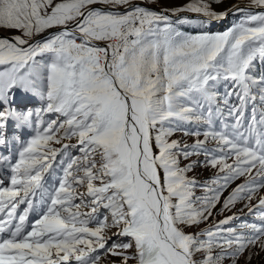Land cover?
Segmentation results:
<instances>
[{
  "label": "snow or ice",
  "instance_id": "snow-or-ice-1",
  "mask_svg": "<svg viewBox=\"0 0 264 264\" xmlns=\"http://www.w3.org/2000/svg\"><path fill=\"white\" fill-rule=\"evenodd\" d=\"M223 2L0 0L12 33L0 35V264H251L264 253V0L213 9ZM229 13L240 19L224 31L181 30ZM198 168L215 171L201 182ZM237 202L252 222L215 220Z\"/></svg>",
  "mask_w": 264,
  "mask_h": 264
},
{
  "label": "rangeland",
  "instance_id": "rangeland-1",
  "mask_svg": "<svg viewBox=\"0 0 264 264\" xmlns=\"http://www.w3.org/2000/svg\"><path fill=\"white\" fill-rule=\"evenodd\" d=\"M134 2L136 0H133ZM142 3H146L148 5H152L155 6L157 8L161 9H172L181 5H185L188 4L190 2V0H138ZM250 0H224L223 3H213L212 7L213 9H215V11L217 12H222L227 8H230L232 5H242L244 4L245 6H241V7H246L249 5ZM141 4V3H140ZM184 16V15H183ZM191 19H196L197 16H187ZM175 19V18H174ZM240 19L239 15H233L232 13H229L228 17L226 20L223 21H218L216 23H209V24H205V25H184L182 26L183 31L185 32H189L192 34H196L198 32L201 31H207V32H221L226 30L228 27H230L234 22L238 21ZM3 31V30H0ZM5 33H9L6 31H3ZM12 35V33H9ZM18 34V33H17ZM225 88H224V84L221 83L218 85V91L219 93L223 94ZM235 102V101H233ZM258 107H264V105H260L259 101L256 102ZM33 106L35 107H39V101L38 99L34 100L33 102ZM246 115H248V113H246ZM46 118H52V117H46ZM185 127L187 128V130L189 131H195L197 130V126L196 125H185ZM199 130L203 131L204 129L201 127ZM32 134H34L32 132V130L30 129H24L22 130V139L26 140L27 138H29ZM172 139H179L181 141L182 144L187 143V144H191L193 143V141L195 140V137L192 136H184L182 132H177ZM200 139H204L203 136L200 137ZM70 143H76L75 139H73L72 141H70ZM54 147H60V145H53ZM74 155L76 153H73ZM57 159L59 160V157H57ZM193 159H196V157H193ZM202 159V157H201ZM184 163H187V161H182L181 166H183ZM58 169V165L56 166ZM215 170L212 169H203V168H198L192 172L189 173L190 176L195 177L198 181L203 182L204 180L209 179L213 174H214ZM59 171L56 172L55 175H59ZM50 180L48 179V183H53L55 180V176L49 177ZM242 180H236L235 182H233L231 184V186L224 192L223 196L221 197V203L223 202V198L226 197L228 195V193L232 190V188H234L237 184L241 183ZM195 194L197 196L202 195V190L198 187L196 189ZM261 194H264V192H262ZM252 203H256L255 200L252 201ZM221 205H217V210L220 208ZM84 211H87V209H84ZM235 214L239 219H236L232 222L231 225L229 226H235V225H239L242 221L247 220L249 222H252L253 220V216L249 214L248 208L244 207V202H237L236 205L234 207L231 208L230 211H225L223 214H216V212L214 211V216H215V220H222L224 219L226 216H231ZM32 217H29V221L31 222ZM213 221H209V223H212ZM207 225L202 224L201 228L206 227ZM112 231H116L115 229H113ZM108 235H111V233H108ZM115 239V237H113ZM258 251V250H256ZM112 259H117L114 257H102V264H110V261ZM132 264H134V262H132ZM251 264H264V253H261L258 256H253L252 260H251Z\"/></svg>",
  "mask_w": 264,
  "mask_h": 264
},
{
  "label": "water",
  "instance_id": "water-1",
  "mask_svg": "<svg viewBox=\"0 0 264 264\" xmlns=\"http://www.w3.org/2000/svg\"><path fill=\"white\" fill-rule=\"evenodd\" d=\"M135 3H141L142 5H144V6H146V7H153V8H155V9H158L159 10V8H157V7H155V6H152V5H148V4H146V3H142V2H140V1H138V0H136L135 1ZM242 6H245V5H242ZM241 7V6H240ZM179 16H198V14H196V13H190V12H181V13H179L178 14ZM173 18H175V17H173ZM214 22V21H213ZM0 35H11V34H9V33H5V32H3V31H0Z\"/></svg>",
  "mask_w": 264,
  "mask_h": 264
},
{
  "label": "bare ground",
  "instance_id": "bare-ground-1",
  "mask_svg": "<svg viewBox=\"0 0 264 264\" xmlns=\"http://www.w3.org/2000/svg\"><path fill=\"white\" fill-rule=\"evenodd\" d=\"M135 3V2H134ZM136 4H140V3H136ZM141 6H144V5H142V4H140ZM242 5H244V4H242ZM242 5H240V6H242ZM144 7H146V6H144ZM147 8H149V9H153V10H156V11H160V9L158 10V9H155V8H153V7H147ZM216 22H218V21H214L213 23H216Z\"/></svg>",
  "mask_w": 264,
  "mask_h": 264
},
{
  "label": "built area",
  "instance_id": "built-area-1",
  "mask_svg": "<svg viewBox=\"0 0 264 264\" xmlns=\"http://www.w3.org/2000/svg\"><path fill=\"white\" fill-rule=\"evenodd\" d=\"M134 2V1H133ZM121 10H123V9H121Z\"/></svg>",
  "mask_w": 264,
  "mask_h": 264
},
{
  "label": "trees",
  "instance_id": "trees-1",
  "mask_svg": "<svg viewBox=\"0 0 264 264\" xmlns=\"http://www.w3.org/2000/svg\"><path fill=\"white\" fill-rule=\"evenodd\" d=\"M50 180V178H48Z\"/></svg>",
  "mask_w": 264,
  "mask_h": 264
}]
</instances>
